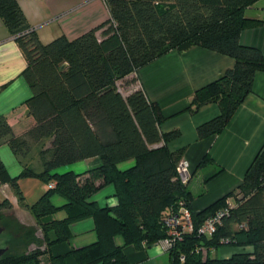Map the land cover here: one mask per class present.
Segmentation results:
<instances>
[{
    "label": "trees",
    "instance_id": "16d2710c",
    "mask_svg": "<svg viewBox=\"0 0 264 264\" xmlns=\"http://www.w3.org/2000/svg\"><path fill=\"white\" fill-rule=\"evenodd\" d=\"M109 18L75 39L60 36L42 44L26 22L17 0H0V18L23 54L26 66L21 76L31 97L24 103L32 124L23 137L32 141L48 139L52 154L39 173L24 168L19 177L53 183L30 206L42 234L40 244L47 250L56 243H69V226L85 218L95 221L94 243L69 251L76 264H131L123 247L147 248L167 236L164 218L179 201L189 208L190 193L177 179L182 149L171 151L168 144L179 136L177 130H159L164 117L160 108L141 89L124 96L118 82L151 60L170 50L178 52L199 46L233 59L219 78L196 90L187 106L194 113L206 103L219 106V114L196 128L197 137L220 133L245 97L252 92L255 73L264 72V56L255 47L239 42L240 31L250 21L244 9L257 0H104ZM100 30V38L96 32ZM9 136L13 152L28 147L16 137L5 116H0V137ZM98 156L101 164L83 174L53 171L64 164ZM133 159L119 170L116 164ZM208 160L205 155L199 165ZM18 177L9 176L0 160V185L17 189ZM105 184H112L117 203L100 207L89 196ZM57 194L65 205L57 208L50 197ZM234 205L220 218L215 231L197 234L203 221ZM63 209L66 216L53 218ZM191 212L193 231L183 234L167 251L166 264H264V145L237 187L200 212ZM12 205L0 202V247L8 249L0 264H40L44 250L39 246L17 252L21 236L9 231ZM53 233V236L50 235ZM29 245V232L22 234ZM119 236L123 244L114 242ZM228 240V243H225ZM233 245L243 249L229 258H212L209 248ZM251 247L250 251H245ZM67 254V255H68ZM63 257H51V264H65Z\"/></svg>",
    "mask_w": 264,
    "mask_h": 264
},
{
    "label": "crops",
    "instance_id": "0c3cea01",
    "mask_svg": "<svg viewBox=\"0 0 264 264\" xmlns=\"http://www.w3.org/2000/svg\"><path fill=\"white\" fill-rule=\"evenodd\" d=\"M17 5L25 22L35 30L42 44L60 36L68 40L75 39L109 18L104 0H17ZM263 14L264 0L255 1L243 12L250 21L261 20ZM96 35L100 38V30ZM239 42L257 48L264 56V25L244 27L240 31ZM233 63V59L228 56L191 46L180 52L170 50L127 76L129 80L125 85L124 96L141 89L149 101L158 105L165 118L159 130L163 133L173 130L179 132L178 138L171 141L168 148L171 151L182 149V158L188 162L191 178L186 189L191 197L190 210L195 213L234 190L264 145V72L255 73L252 92L245 97L220 133L202 139L197 137V126L217 116L220 109L217 103L209 102L192 113L187 110V106L196 90L221 77ZM25 66L23 54L0 18V116L7 118L16 137L25 138L28 143L26 149L13 152L8 144L9 136L0 137V160L9 176L18 177L16 185L21 193L20 199L13 186L7 183L0 185V199H7L12 205L13 221L8 230L21 235L15 247L20 253H27L37 246L44 250V245L40 244L41 230L30 206L53 184H45L33 177H19L25 167L35 173L41 172L44 162L52 154L48 139L35 142L23 137L33 123L24 105L31 97V91L21 76ZM205 155L208 160L199 165ZM100 164V158L93 156L61 165L53 172L83 174ZM133 164L134 160L128 159L117 163L116 167L125 170ZM114 193L113 185L105 184L91 194L89 200L100 207L114 206L117 203ZM50 201L57 208L66 203L57 194H53ZM231 203H235L232 198ZM65 216V211L59 209L52 217L62 219ZM69 230V243H56L44 250L39 256L40 264H51L52 256H64L65 264H76L69 251L86 247L96 240L93 218L75 221ZM24 232H29V245L26 244V237L22 236ZM50 235L53 236V233L50 232ZM114 242L123 244L119 236L115 237ZM244 250L250 251L251 247ZM123 251L131 264L168 262V253L160 243L143 249L125 245ZM241 251L243 249L236 246H219L204 252L212 258L226 259Z\"/></svg>",
    "mask_w": 264,
    "mask_h": 264
},
{
    "label": "built area",
    "instance_id": "2783aa9c",
    "mask_svg": "<svg viewBox=\"0 0 264 264\" xmlns=\"http://www.w3.org/2000/svg\"><path fill=\"white\" fill-rule=\"evenodd\" d=\"M176 170L177 179L182 185H187L191 178V172L188 162L184 158L179 160ZM52 186L53 184L50 185V187ZM225 205V208L218 210L214 215L203 221L197 229V234L210 236L215 231L216 226L220 223V218L233 206L230 198L226 199ZM164 221L167 228V236L158 243L162 245L165 251H168L177 240H180L184 233L193 231L191 212L182 201L178 202L175 210L167 213ZM225 243H228V240H225ZM201 252L205 254L204 250H201Z\"/></svg>",
    "mask_w": 264,
    "mask_h": 264
},
{
    "label": "rangeland",
    "instance_id": "374dc122",
    "mask_svg": "<svg viewBox=\"0 0 264 264\" xmlns=\"http://www.w3.org/2000/svg\"><path fill=\"white\" fill-rule=\"evenodd\" d=\"M125 85H127L126 83L124 84L123 82H118V89L121 91V93L123 95H125ZM2 200V198L0 199V201ZM222 246H226V247H235L233 245H222Z\"/></svg>",
    "mask_w": 264,
    "mask_h": 264
},
{
    "label": "water",
    "instance_id": "95a60500",
    "mask_svg": "<svg viewBox=\"0 0 264 264\" xmlns=\"http://www.w3.org/2000/svg\"><path fill=\"white\" fill-rule=\"evenodd\" d=\"M4 227L0 225V235L3 233ZM8 249V247H0V256Z\"/></svg>",
    "mask_w": 264,
    "mask_h": 264
}]
</instances>
